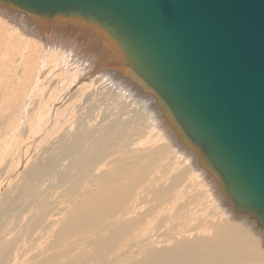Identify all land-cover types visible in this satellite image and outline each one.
<instances>
[{"label":"bare ground","instance_id":"6f19581e","mask_svg":"<svg viewBox=\"0 0 264 264\" xmlns=\"http://www.w3.org/2000/svg\"><path fill=\"white\" fill-rule=\"evenodd\" d=\"M92 21L0 0V264H264V224Z\"/></svg>","mask_w":264,"mask_h":264},{"label":"water","instance_id":"95a60500","mask_svg":"<svg viewBox=\"0 0 264 264\" xmlns=\"http://www.w3.org/2000/svg\"><path fill=\"white\" fill-rule=\"evenodd\" d=\"M8 1L128 39L179 128L264 224V0Z\"/></svg>","mask_w":264,"mask_h":264},{"label":"rangeland","instance_id":"374dc122","mask_svg":"<svg viewBox=\"0 0 264 264\" xmlns=\"http://www.w3.org/2000/svg\"><path fill=\"white\" fill-rule=\"evenodd\" d=\"M173 118H174V115H173ZM87 119H89V118H88V117L85 118L86 122H87ZM174 119L176 120V117H175ZM176 123H177V121H176ZM135 125H136V124H135ZM136 126H137V125H136ZM136 126H135V127H136ZM119 140H120V139H119ZM150 149H151V150H150ZM149 152H154V150H153L152 148H148V149H146V150H145V149L142 150L141 148H139V151H138V149H136V150L133 151L132 153H134V155H135L134 158H135V157L138 158V156H143V155L145 156V155H147ZM137 153H138V155H136ZM146 153H147V154H146ZM139 154H140V155H139ZM147 156H148V155H147ZM145 158H146V156H145ZM117 176L121 177V176H120V173H118ZM124 176H125V174H124ZM126 176H127V175H126ZM126 176H125V178H126ZM119 177H118V178H119ZM201 193H202V192H201ZM189 195H190V194H189ZM189 195H188V193H187V196H189ZM231 195H232V194H231ZM184 196H185V198H186V194H185ZM230 197H231V196H230ZM185 198H183V199H185ZM233 201H234V200H233ZM180 202H181V200H180ZM149 203H150V202H149ZM149 203H148V204H149ZM234 203H235V201H234ZM143 204H147V203L144 202ZM140 210H141V208H140ZM140 210H139V211H140ZM169 225L173 226L174 224L172 225L171 223H169ZM174 227L177 228V226L174 225V226H173V229H175Z\"/></svg>","mask_w":264,"mask_h":264}]
</instances>
